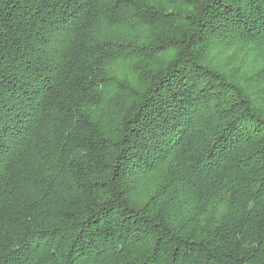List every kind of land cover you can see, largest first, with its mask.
<instances>
[{"label":"trees","instance_id":"16d2710c","mask_svg":"<svg viewBox=\"0 0 264 264\" xmlns=\"http://www.w3.org/2000/svg\"><path fill=\"white\" fill-rule=\"evenodd\" d=\"M237 46L264 50V0H0V264H264Z\"/></svg>","mask_w":264,"mask_h":264},{"label":"rangeland","instance_id":"374dc122","mask_svg":"<svg viewBox=\"0 0 264 264\" xmlns=\"http://www.w3.org/2000/svg\"><path fill=\"white\" fill-rule=\"evenodd\" d=\"M247 52L250 54V57L246 55ZM214 63L220 69L227 71V73H236L238 77H242L262 67L264 63V50L257 49L251 53V51L241 46L232 47L216 53L214 55ZM110 74L120 77V79L125 78L126 80L131 79L133 76L124 64H115Z\"/></svg>","mask_w":264,"mask_h":264}]
</instances>
